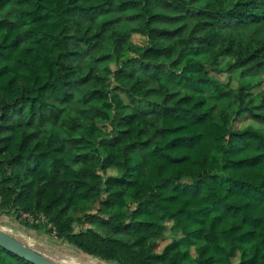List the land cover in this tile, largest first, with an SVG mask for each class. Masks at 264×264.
I'll use <instances>...</instances> for the list:
<instances>
[{"label":"trees","instance_id":"1","mask_svg":"<svg viewBox=\"0 0 264 264\" xmlns=\"http://www.w3.org/2000/svg\"><path fill=\"white\" fill-rule=\"evenodd\" d=\"M236 68L264 69V0H0V216L116 264H264V90L208 72Z\"/></svg>","mask_w":264,"mask_h":264},{"label":"rangeland","instance_id":"2","mask_svg":"<svg viewBox=\"0 0 264 264\" xmlns=\"http://www.w3.org/2000/svg\"><path fill=\"white\" fill-rule=\"evenodd\" d=\"M131 40L134 44V48L132 52L128 53V55H134L135 53H138L146 44V38L139 33L131 34ZM225 62L226 59L219 60V63L216 66L220 68ZM182 67H184L183 63L180 64V69ZM188 71H190V68H188ZM208 72L221 81L230 82L232 87H236L239 84H249L253 86V91L255 92L264 90V69L244 74L243 77L239 75V69L237 68L229 72L225 71L224 69L219 71L211 69L208 70ZM163 81L171 87L177 88L183 92H188L194 96L203 95L206 99L205 106L213 108V117L216 121H219V113L224 109L225 102L213 91L211 87L190 84L181 78L169 82L166 80ZM114 94L112 93L109 99L104 101L106 112L97 121V125L104 133H106L108 130L107 121L114 110ZM123 96L124 95H122V97ZM247 125L261 127V124H257L256 122L244 116L235 120L232 124V127L241 129ZM106 173L113 175L115 170L114 168H108ZM90 206L92 205H87V207ZM115 211L118 212L121 210L116 208ZM70 213L74 216H78L79 206L77 205L72 207L70 209ZM26 220L29 221V225L28 223H25ZM45 224L47 227H45ZM165 224V235L163 238L158 239L153 248V251L156 253H160L163 248L171 241V239H173L175 236H179V232L176 233L170 230L171 221H167ZM48 227L49 224H47L46 218L43 215H38L34 218L28 215H22L19 218H15V214L13 213L10 216H0L1 230L22 241L27 246L31 247L46 258L52 260L56 264H116L113 260H100L83 253L73 245L59 241L55 237L54 232L47 229ZM191 254L193 256L195 255L193 250H191ZM236 260L237 258L233 259V261Z\"/></svg>","mask_w":264,"mask_h":264},{"label":"water","instance_id":"3","mask_svg":"<svg viewBox=\"0 0 264 264\" xmlns=\"http://www.w3.org/2000/svg\"><path fill=\"white\" fill-rule=\"evenodd\" d=\"M0 247L32 264H56L22 241L0 229Z\"/></svg>","mask_w":264,"mask_h":264}]
</instances>
